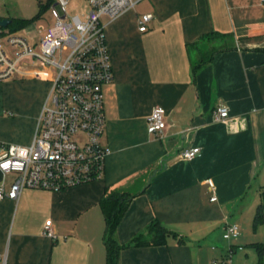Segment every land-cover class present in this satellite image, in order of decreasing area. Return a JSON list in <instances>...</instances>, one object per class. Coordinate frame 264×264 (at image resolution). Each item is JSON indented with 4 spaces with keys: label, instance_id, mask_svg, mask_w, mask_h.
Instances as JSON below:
<instances>
[{
    "label": "crops",
    "instance_id": "crops-1",
    "mask_svg": "<svg viewBox=\"0 0 264 264\" xmlns=\"http://www.w3.org/2000/svg\"><path fill=\"white\" fill-rule=\"evenodd\" d=\"M136 1L102 21L114 72L103 87L104 176L1 200L0 264H107L100 201L111 191L133 196L115 233L119 264H225L230 250L226 264H264V3ZM37 70L0 81V144H32L54 74ZM220 105L225 122L214 119ZM155 106L166 115L161 137L148 130ZM193 147L199 154L183 158ZM16 177L0 170V185L9 190ZM49 221L55 239L44 233ZM156 223L163 244L132 243ZM228 223L238 239L224 238Z\"/></svg>",
    "mask_w": 264,
    "mask_h": 264
},
{
    "label": "built area",
    "instance_id": "built-area-1",
    "mask_svg": "<svg viewBox=\"0 0 264 264\" xmlns=\"http://www.w3.org/2000/svg\"><path fill=\"white\" fill-rule=\"evenodd\" d=\"M86 2L88 10L82 16H70V0H53L54 23L47 29L40 26L41 38L36 43L0 26V81L39 76L38 66L54 69L32 144H0L2 174L17 175L9 190L0 185V201L18 200L26 188L60 191L104 176L109 150L101 144L106 123L103 87L114 80V72L102 18L114 20L137 1ZM151 19L152 14L139 19L140 31L147 30ZM229 116L224 105L214 111L216 121L225 122ZM166 126L164 109L155 106L148 117L149 132L161 137ZM199 152L200 148L193 147L184 150L182 157L191 160ZM216 199L214 195L211 200ZM44 233L56 238L51 221L45 224ZM240 234L237 224L226 225L225 239L236 240Z\"/></svg>",
    "mask_w": 264,
    "mask_h": 264
},
{
    "label": "trees",
    "instance_id": "trees-1",
    "mask_svg": "<svg viewBox=\"0 0 264 264\" xmlns=\"http://www.w3.org/2000/svg\"><path fill=\"white\" fill-rule=\"evenodd\" d=\"M28 20L16 19L12 22L11 28L23 27ZM15 26V27H14ZM132 195L128 193H121L118 191L106 192L104 197L100 201L105 219H106V231L104 235V244L107 250V264H119V251L121 249L120 244L115 239V233L117 227L126 212L131 200ZM264 204H262L256 215V220L262 219ZM167 236V230L156 223L148 228L147 235L136 237L132 243L136 246H153L160 245L165 242Z\"/></svg>",
    "mask_w": 264,
    "mask_h": 264
},
{
    "label": "rangeland",
    "instance_id": "rangeland-1",
    "mask_svg": "<svg viewBox=\"0 0 264 264\" xmlns=\"http://www.w3.org/2000/svg\"><path fill=\"white\" fill-rule=\"evenodd\" d=\"M52 5L53 0H0V17H7L11 20H28L29 23L23 27L10 28V31H16L33 42H37L41 38L40 26L47 29L54 23ZM67 9L70 16H82L88 10V5L86 0H70ZM104 19L105 17L102 21ZM66 55L67 52L64 53V56Z\"/></svg>",
    "mask_w": 264,
    "mask_h": 264
},
{
    "label": "water",
    "instance_id": "water-1",
    "mask_svg": "<svg viewBox=\"0 0 264 264\" xmlns=\"http://www.w3.org/2000/svg\"><path fill=\"white\" fill-rule=\"evenodd\" d=\"M12 23L10 19H0V26L6 28Z\"/></svg>",
    "mask_w": 264,
    "mask_h": 264
}]
</instances>
